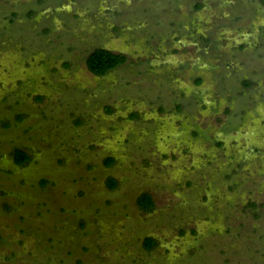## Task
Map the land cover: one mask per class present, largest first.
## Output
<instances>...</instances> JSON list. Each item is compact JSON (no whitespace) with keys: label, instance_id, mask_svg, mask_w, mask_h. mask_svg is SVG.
Listing matches in <instances>:
<instances>
[{"label":"rangeland","instance_id":"obj_1","mask_svg":"<svg viewBox=\"0 0 264 264\" xmlns=\"http://www.w3.org/2000/svg\"><path fill=\"white\" fill-rule=\"evenodd\" d=\"M0 264H264V0H0Z\"/></svg>","mask_w":264,"mask_h":264},{"label":"trees","instance_id":"obj_2","mask_svg":"<svg viewBox=\"0 0 264 264\" xmlns=\"http://www.w3.org/2000/svg\"><path fill=\"white\" fill-rule=\"evenodd\" d=\"M127 60V56L123 53L114 52L106 48H96L92 50L86 57V64L90 71L97 75H104L109 71L117 68L118 66L124 64ZM30 155L28 152L21 148H16L14 150V158L18 164H24L29 160ZM114 157L109 156L106 158V164L111 165L114 162ZM109 182V181H108ZM109 186H113L115 181L108 183ZM137 204L141 209L145 211H151L154 207V201L148 193H142L137 199ZM155 243V238L146 237L144 240V245L146 248L150 249Z\"/></svg>","mask_w":264,"mask_h":264}]
</instances>
